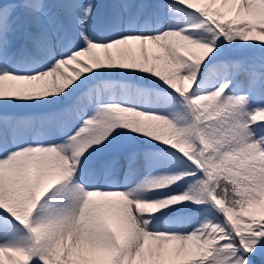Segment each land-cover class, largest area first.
Listing matches in <instances>:
<instances>
[{
    "label": "snow or ice",
    "instance_id": "obj_1",
    "mask_svg": "<svg viewBox=\"0 0 264 264\" xmlns=\"http://www.w3.org/2000/svg\"><path fill=\"white\" fill-rule=\"evenodd\" d=\"M0 264H264V0H0Z\"/></svg>",
    "mask_w": 264,
    "mask_h": 264
},
{
    "label": "rangeland",
    "instance_id": "obj_2",
    "mask_svg": "<svg viewBox=\"0 0 264 264\" xmlns=\"http://www.w3.org/2000/svg\"><path fill=\"white\" fill-rule=\"evenodd\" d=\"M98 2L103 5V4H106L107 3V0H98Z\"/></svg>",
    "mask_w": 264,
    "mask_h": 264
}]
</instances>
